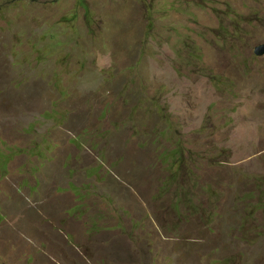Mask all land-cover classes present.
<instances>
[{"label":"rangeland","instance_id":"1","mask_svg":"<svg viewBox=\"0 0 264 264\" xmlns=\"http://www.w3.org/2000/svg\"><path fill=\"white\" fill-rule=\"evenodd\" d=\"M262 43L264 0H0V264H264Z\"/></svg>","mask_w":264,"mask_h":264},{"label":"water","instance_id":"2","mask_svg":"<svg viewBox=\"0 0 264 264\" xmlns=\"http://www.w3.org/2000/svg\"><path fill=\"white\" fill-rule=\"evenodd\" d=\"M255 53H256L257 55H262V54H264V43L259 44V45H257V46L255 47Z\"/></svg>","mask_w":264,"mask_h":264},{"label":"trees","instance_id":"3","mask_svg":"<svg viewBox=\"0 0 264 264\" xmlns=\"http://www.w3.org/2000/svg\"><path fill=\"white\" fill-rule=\"evenodd\" d=\"M180 164H181V160H180V158H179V156H178V157H177V165H179V168L181 167Z\"/></svg>","mask_w":264,"mask_h":264}]
</instances>
